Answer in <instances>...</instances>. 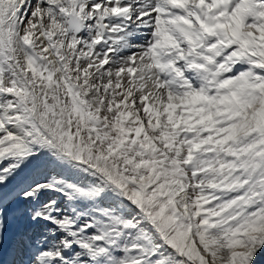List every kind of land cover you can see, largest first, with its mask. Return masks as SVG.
Segmentation results:
<instances>
[{"label": "snow or ice", "instance_id": "obj_1", "mask_svg": "<svg viewBox=\"0 0 264 264\" xmlns=\"http://www.w3.org/2000/svg\"><path fill=\"white\" fill-rule=\"evenodd\" d=\"M264 0H0V264H261Z\"/></svg>", "mask_w": 264, "mask_h": 264}, {"label": "rangeland", "instance_id": "obj_2", "mask_svg": "<svg viewBox=\"0 0 264 264\" xmlns=\"http://www.w3.org/2000/svg\"><path fill=\"white\" fill-rule=\"evenodd\" d=\"M257 260L261 261V264H264V252L258 254Z\"/></svg>", "mask_w": 264, "mask_h": 264}]
</instances>
